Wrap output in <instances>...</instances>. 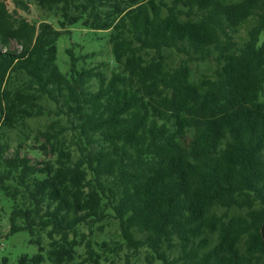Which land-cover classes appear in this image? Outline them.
<instances>
[{
    "label": "trees",
    "instance_id": "16d2710c",
    "mask_svg": "<svg viewBox=\"0 0 264 264\" xmlns=\"http://www.w3.org/2000/svg\"><path fill=\"white\" fill-rule=\"evenodd\" d=\"M36 1L57 27L0 0V193L38 248L3 264H264V0ZM77 25L110 75L61 72Z\"/></svg>",
    "mask_w": 264,
    "mask_h": 264
},
{
    "label": "rangeland",
    "instance_id": "374dc122",
    "mask_svg": "<svg viewBox=\"0 0 264 264\" xmlns=\"http://www.w3.org/2000/svg\"><path fill=\"white\" fill-rule=\"evenodd\" d=\"M165 1V0H164ZM29 11L25 12L18 9L13 0H6L10 12L17 11V14L25 17L29 22L39 24L43 21L54 24L57 22L53 17H49L38 5L36 0H27ZM110 32L108 31H92L84 28L82 25L74 26L69 33H65L58 41V66L63 73L70 70V57L67 53L68 49L73 48L76 56H88V60L80 62V68L103 66L106 74L110 75L115 68L114 57L111 46L109 44ZM19 48L16 42L11 45L12 50ZM203 68V67H202ZM260 101L264 103V95ZM47 119L30 120L29 124L33 128L36 126H44ZM11 143L17 146L20 142H24L22 134L17 131L10 134ZM28 156L33 160H41V155L37 151H28ZM13 203L0 193V264L8 258L11 263H15L22 255L33 256L38 253L36 245L30 243V236L27 232H21L12 236H7L9 232V214ZM117 226H113L103 236H98L97 241L111 240L116 238Z\"/></svg>",
    "mask_w": 264,
    "mask_h": 264
}]
</instances>
